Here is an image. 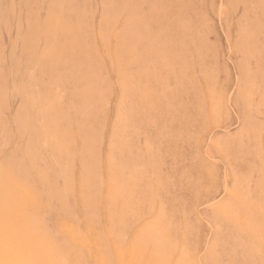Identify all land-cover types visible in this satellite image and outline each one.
Instances as JSON below:
<instances>
[{
	"label": "rangeland",
	"instance_id": "1",
	"mask_svg": "<svg viewBox=\"0 0 264 264\" xmlns=\"http://www.w3.org/2000/svg\"><path fill=\"white\" fill-rule=\"evenodd\" d=\"M0 250L264 264V0H0Z\"/></svg>",
	"mask_w": 264,
	"mask_h": 264
},
{
	"label": "bare ground",
	"instance_id": "2",
	"mask_svg": "<svg viewBox=\"0 0 264 264\" xmlns=\"http://www.w3.org/2000/svg\"><path fill=\"white\" fill-rule=\"evenodd\" d=\"M124 18V17H123ZM111 47V46H110ZM2 91V90H1ZM123 101V100H122ZM242 102V101H241ZM244 103V102H243ZM245 104V103H244ZM246 113V112H245ZM251 115V114H250ZM61 144V143H60ZM44 145V144H43ZM41 155V154H40ZM31 157V156H30ZM28 159V158H27ZM17 161V160H16ZM41 162V161H40ZM74 164V163H73ZM50 166V165H49ZM71 166V165H70ZM62 175V174H61ZM61 177V176H60ZM70 181H72L71 179H69ZM73 180H74V178H73ZM62 181H63V179H62ZM69 181V182H70ZM64 182H65V180H64ZM63 182V183H64ZM43 183V182H42ZM72 184H74V182L72 183ZM74 186V185H73ZM101 186V185H100ZM69 187H70V185H69ZM58 188V187H57ZM101 188V187H100ZM3 190V189H2ZM19 193V192H18ZM74 195V194H73ZM53 200V199H52ZM2 206V205H1ZM67 206V205H66ZM95 215V214H94ZM66 217V216H65ZM71 220V219H70ZM36 222H38L37 220H36ZM36 224V223H35ZM114 224V223H113ZM78 225V224H77ZM115 225V224H114ZM116 228V227H115ZM119 228V227H118ZM123 244H124V242H123ZM123 246V245H122ZM66 248V247H65ZM50 255V254H49ZM8 260V258L4 255V253H3V251L2 250H0V264H5L6 263V261ZM17 261V260H16ZM15 263V262H14Z\"/></svg>",
	"mask_w": 264,
	"mask_h": 264
}]
</instances>
